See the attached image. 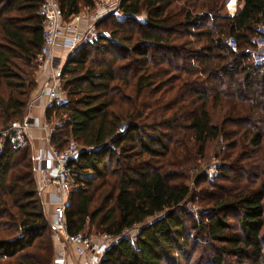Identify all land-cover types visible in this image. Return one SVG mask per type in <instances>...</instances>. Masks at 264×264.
Here are the masks:
<instances>
[{
  "label": "trees",
  "instance_id": "1",
  "mask_svg": "<svg viewBox=\"0 0 264 264\" xmlns=\"http://www.w3.org/2000/svg\"><path fill=\"white\" fill-rule=\"evenodd\" d=\"M229 1L120 0L110 39L66 60L69 101L51 105L46 120L59 121L57 150L70 141L82 148L65 217L72 236L94 231L116 239L102 264H180V256L193 259L200 239L213 245L207 264H264V65L251 52L264 0H239L234 16L224 13ZM43 2L0 0V264H53L59 249L34 150L11 144L38 88ZM59 2L70 22L95 0ZM219 141V175L230 179L233 165L235 176H250L248 184L207 192L199 201L206 213L188 225L189 173ZM242 146L259 154L251 169L234 165ZM209 181L198 177L194 186ZM229 211L241 214L238 232Z\"/></svg>",
  "mask_w": 264,
  "mask_h": 264
},
{
  "label": "built area",
  "instance_id": "2",
  "mask_svg": "<svg viewBox=\"0 0 264 264\" xmlns=\"http://www.w3.org/2000/svg\"><path fill=\"white\" fill-rule=\"evenodd\" d=\"M40 12L45 23L43 46L39 60L42 64L49 63L51 74L49 82L31 99L28 112L36 107L46 106L48 108L54 103L58 105L66 103L61 89V68L57 65L58 61L65 64L66 60L57 53L59 45L68 47L69 52L72 53L79 47L85 46L87 42H92L98 38L110 39L108 33H97L90 27L87 31L81 32L77 26V23L82 19L81 15L75 16L70 22H66L59 0H44ZM227 44L232 49L237 47L236 39L233 37L229 38ZM254 46L251 52L252 57L256 59L255 63L264 65V23L256 28ZM30 127L27 116L22 125L12 129L11 144L15 149L25 147L29 143L27 132ZM42 129L46 133L47 152L45 158L39 161L36 177L38 191L45 194L51 189L54 197V200L49 202L53 209L51 218L52 238L59 245V250L55 255L53 264H102L116 239L108 235L79 234L72 236L69 233L65 217L69 197L75 188L73 166L79 163L82 148L75 141H70L64 150H57L52 140L54 132L52 124L46 120ZM74 256L79 259V262L75 260Z\"/></svg>",
  "mask_w": 264,
  "mask_h": 264
},
{
  "label": "rangeland",
  "instance_id": "3",
  "mask_svg": "<svg viewBox=\"0 0 264 264\" xmlns=\"http://www.w3.org/2000/svg\"><path fill=\"white\" fill-rule=\"evenodd\" d=\"M235 1V2H233ZM233 5V7H237L238 5H241V2L239 0H231L226 4V8L224 10V13L228 14V15H234L232 13H235V10L232 9L230 10L229 7L231 4ZM237 2V4H236ZM81 21L77 23V26L79 27V29H81V32H85L88 30V28H92L94 29L97 33H108L109 35H111L110 33V28L112 26V21H110L109 19H111L112 17L115 18H121L120 15V0H95L94 2V7L92 9H85L82 8L81 10ZM141 20L146 19V13H144L142 15V17L140 18ZM106 21V22H105ZM106 39V38H104ZM229 40V39H228ZM227 40V41H228ZM90 42H87L85 44L88 45ZM84 47V46H82ZM69 55L67 56L68 59ZM252 59L254 60V62L256 61V59L254 57H252ZM42 65V63H41ZM58 66H60V73H62V71L64 72V67L65 65H68L67 62L65 64H62V62L58 61L57 63ZM39 68L37 70V72H39ZM36 72V73H37ZM61 89L63 91L64 94V101L68 102L69 101V97L67 95V92H65L64 88H63V82H62V78H61ZM56 104V103H54ZM53 105V104H52ZM58 105V104H57ZM51 124L53 129H55L58 124L59 121L57 118H53L51 120ZM224 143L219 141V142H213L210 144L209 148H208V152L206 155V158L201 162L200 167L198 169V171H193L191 173H189V177H190V181L187 183L192 190V196H190V198L182 205V209L185 211V217H187V223L188 225L190 224L191 221L193 220H197L201 218L202 213H206L205 210H202V204H200V199L207 197V192H209V195L211 193H219L222 194L224 191L225 187H229L232 189V191L234 192V190L236 189V186L240 185V188L246 186L248 183H246L248 181V179L250 178L249 175L244 176L243 178H241V176H235L236 172H234V166L232 165L229 168L228 171V175L226 177H223L221 175H219V168L218 166L222 163L218 157H221L223 155V149ZM244 146H242L241 148H236V152L237 155H239V159L237 162L234 163V165H238V166H244L247 169H251L253 168L254 165H256L257 163V159L259 157V154H255L256 150L249 148L248 150H246L245 148H243ZM223 149V150H222ZM222 153V154H221ZM243 153V154H242ZM248 153V154H247ZM247 155V156H246ZM231 162H229L230 164ZM233 175V176H232ZM202 176H206L208 177V179H211V182L209 181V183L211 185H207V184H203L201 186H198V188H196V186H194V181L196 179H198V177H202ZM262 179L257 180V182H260ZM38 186V183H37ZM208 190L205 191V193L201 190ZM41 195V194H40ZM48 195V193L42 194V199L44 201V205H46L45 201H46V196ZM52 199V201L54 200L53 198H50V200ZM70 197H69V201H70ZM50 205V204H49ZM47 207V206H46ZM52 211L53 209H48L47 208V214L48 217L50 215H52ZM226 215L228 216V221L229 224L233 227V230L235 232L239 231V220L241 218V214L240 212H236V211H229L226 213ZM151 222V220L149 221ZM93 236H96V232L92 231ZM196 233L194 232V235ZM53 235V234H52ZM130 238H134L137 235V231H132L131 233L129 232L127 234ZM262 236H264V230L261 234ZM210 243V242H209ZM207 242H205L203 239L198 240V242L193 243V259L190 260H185L183 258V256H180L178 258V260L180 259V264H207L208 263V256L210 254V252H212V249L210 250V246L213 247L212 244H209ZM59 250V249H58ZM57 250V252H58ZM209 252V254L207 255V253Z\"/></svg>",
  "mask_w": 264,
  "mask_h": 264
},
{
  "label": "crops",
  "instance_id": "4",
  "mask_svg": "<svg viewBox=\"0 0 264 264\" xmlns=\"http://www.w3.org/2000/svg\"><path fill=\"white\" fill-rule=\"evenodd\" d=\"M235 2V1H233ZM229 4L230 7L229 9L235 10V13L232 14H236L237 11L242 7V3L241 5H238L237 2L236 4L238 5L237 7H233L232 3ZM81 15V14H80ZM231 15V16H234ZM81 30V29H80ZM57 53L61 55V57H63V59L67 60V56L70 55L69 52V48L66 46H63L62 44L59 45V47L57 48ZM39 72L36 73V79L38 82V88L37 91L34 93L33 97H35V95L38 93V91L49 82L50 79V74H51V67L49 65V63H43L40 67H39ZM49 108V107H48ZM48 108H46V106L43 107H36L34 108L31 112H28L27 116L29 117V121H30V129L27 132L28 135V139H29V143L31 144L33 150H34V155H35V159H36V163H37V168L39 166V161L41 159L45 158V153L47 152V145L45 142V137H46V133L43 131L42 126L43 124L46 122V112L48 110ZM46 165V164H45ZM48 195L46 196V206L48 209H51L52 206L49 205L52 201V199L50 200V198H53V194H52V190L49 189L47 191ZM53 213V211H52ZM52 215H50V221H51ZM75 257V260L77 262H79V259Z\"/></svg>",
  "mask_w": 264,
  "mask_h": 264
},
{
  "label": "water",
  "instance_id": "5",
  "mask_svg": "<svg viewBox=\"0 0 264 264\" xmlns=\"http://www.w3.org/2000/svg\"><path fill=\"white\" fill-rule=\"evenodd\" d=\"M124 130H125V125L123 124V125L121 126L120 131H121V132H124Z\"/></svg>",
  "mask_w": 264,
  "mask_h": 264
}]
</instances>
